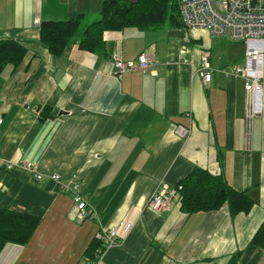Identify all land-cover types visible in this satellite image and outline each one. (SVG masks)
Masks as SVG:
<instances>
[{"label":"crops","instance_id":"crops-1","mask_svg":"<svg viewBox=\"0 0 264 264\" xmlns=\"http://www.w3.org/2000/svg\"><path fill=\"white\" fill-rule=\"evenodd\" d=\"M102 1L0 0V39L26 48L21 63L0 74V209L38 218L26 242L3 246L0 264H78L91 258L96 231L119 220L133 228L102 264H264V247L251 243L264 220V91L261 112L249 115L241 78L192 77L189 62L199 54L192 42L221 68L209 41L222 36L181 26L171 29H183L190 47L167 57L158 46L162 28L107 30L92 51L78 46L79 33L59 56L39 40L42 21L82 15L85 27ZM142 52L154 54L153 72L113 74L116 56L136 60ZM179 126L189 133L180 136ZM22 160L42 178L6 167ZM194 166L246 191L249 212L232 214L225 203L186 213L180 196L161 212L147 208L153 192L174 187ZM75 185L91 210L84 220L76 218Z\"/></svg>","mask_w":264,"mask_h":264},{"label":"trees","instance_id":"trees-1","mask_svg":"<svg viewBox=\"0 0 264 264\" xmlns=\"http://www.w3.org/2000/svg\"><path fill=\"white\" fill-rule=\"evenodd\" d=\"M182 27L174 0H103L99 18L82 27V15L64 21L46 20L38 26L39 40L55 55H61L66 46L80 33L78 46L89 51L103 45V32L137 28L141 31L158 28ZM26 48L17 40L0 39V74L9 67L14 70L23 60ZM180 209L183 212H207L228 204L232 214L247 213L254 200L246 191L235 190L221 175L194 166L183 177ZM38 218L32 215L0 209V251L8 243L23 244L31 237ZM251 243L264 247V220L254 233ZM100 242L94 239L88 252L93 257Z\"/></svg>","mask_w":264,"mask_h":264},{"label":"built area","instance_id":"built-area-1","mask_svg":"<svg viewBox=\"0 0 264 264\" xmlns=\"http://www.w3.org/2000/svg\"><path fill=\"white\" fill-rule=\"evenodd\" d=\"M176 2L182 27L187 30H198L211 36H226L234 42L244 45L243 63L229 67L215 68L211 65L210 54L206 49L199 51L196 61H191V76L198 77L203 83L212 80L213 74H221L224 78L238 77L243 80L247 101V113L256 115L261 112L260 99L264 91V0H174ZM180 52L179 58L186 61ZM156 59L153 53L142 52L136 60H124L119 56L113 59V74L120 77L132 71L153 72ZM2 118L0 117V125ZM180 136L189 133V129L179 126L176 129ZM22 168L34 179L42 178L35 163L27 160L8 162L6 167ZM52 180L59 181L58 174H51ZM181 185L162 188L153 192L147 200V208L153 212H161L168 208L173 198L179 197ZM76 203V218L84 220L91 214L88 204L80 196L77 185L71 189ZM133 221L119 220L108 228H100L94 238L100 242L94 256L85 258L78 264H102L104 252L120 242L133 228Z\"/></svg>","mask_w":264,"mask_h":264},{"label":"rangeland","instance_id":"rangeland-1","mask_svg":"<svg viewBox=\"0 0 264 264\" xmlns=\"http://www.w3.org/2000/svg\"><path fill=\"white\" fill-rule=\"evenodd\" d=\"M136 30V29H135ZM159 34L158 46L162 47L166 52V57L172 55L175 47H177V52L180 49L190 47L187 42L186 32L183 29H171L168 27H163L158 29ZM193 43V48L196 53L200 51V46L197 48L196 43ZM210 49L212 52V57L216 60L217 65H224L223 67H229L232 64H242L243 63V46L240 43L232 42L226 36L212 38L209 41ZM162 53V50H161ZM184 57V55H183ZM185 59V57H184Z\"/></svg>","mask_w":264,"mask_h":264}]
</instances>
